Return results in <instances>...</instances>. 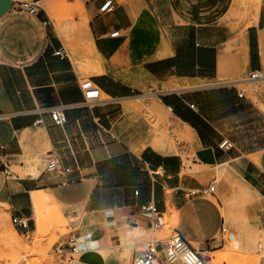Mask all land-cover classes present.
Here are the masks:
<instances>
[{"label":"crops","instance_id":"crops-1","mask_svg":"<svg viewBox=\"0 0 264 264\" xmlns=\"http://www.w3.org/2000/svg\"><path fill=\"white\" fill-rule=\"evenodd\" d=\"M20 1L0 0V204L27 220L17 229L34 226V200L42 197L70 218L68 227L80 236L81 264H131L153 220L139 207L152 202L161 220L178 213L174 230L201 255L214 251L221 227L245 246L231 224L233 201L240 193L264 200V111L231 78L239 73L241 34L244 65L264 70V0L253 16L237 0H116L112 13L89 21L96 50L118 70L143 69L169 84L197 83L158 93L170 115L172 144L161 147L160 134L134 107L139 87L96 71L89 78L102 101L87 105L84 70L50 27L40 5L48 0H33V15L20 10ZM116 30L120 36L110 37ZM59 49L63 59L55 54ZM57 106L66 116L61 126L49 114ZM172 126L184 128L190 140H178ZM223 139L231 147L220 148ZM43 153L57 158L58 169L35 176L9 172L19 157ZM216 168L223 179L215 193L189 196V189L211 182L207 175ZM256 215L250 237L264 235V211ZM157 259L165 264L162 249Z\"/></svg>","mask_w":264,"mask_h":264},{"label":"rangeland","instance_id":"rangeland-1","mask_svg":"<svg viewBox=\"0 0 264 264\" xmlns=\"http://www.w3.org/2000/svg\"><path fill=\"white\" fill-rule=\"evenodd\" d=\"M97 1L98 0H48L40 4L42 8L44 4L47 3L52 5L55 9L54 19L47 14L51 23L50 27L56 31L59 38L62 40L64 48L70 58L75 62L77 61L81 69L84 70V81L87 80L89 76L95 74L96 69L93 68L91 61L86 56V50L80 39L78 29L80 28L79 25L82 20L81 18H83V14H87L89 21L97 14L95 9V3ZM117 1L121 3L124 0ZM62 35H65L64 39ZM231 49L232 47L230 46L229 50ZM237 67V73H239L234 78H231V80H237L236 84L238 87L243 91H247L251 99L258 104L262 111H264V77L256 81H250L248 80L250 70L247 69L244 64H240ZM126 70L128 69H125L124 72ZM262 73L264 75V70ZM152 79L155 80L156 84L152 85L149 83L148 85H141L133 99V104L139 113L148 112L150 115H153L149 117V120L152 124V128H154L155 132L160 134L162 138L160 139L161 141H157V144L161 147L165 141L168 142L169 140L168 126L170 124L168 122V117L170 115L162 106L161 101L157 98L158 93H156L154 99L151 100L149 99L148 93L162 89H178L181 86L188 88L197 83L185 79L182 81L181 85H178L169 84L155 78ZM240 83L247 84L239 85ZM139 119V114L132 118L133 122H137ZM172 132L177 135L178 140H190L184 128H175V126L173 128L172 126ZM27 159L28 158L25 157H19L17 163H24ZM33 159L36 161L37 171L44 170L46 165L45 153ZM10 166H12V164ZM16 173L22 176L21 173ZM214 177L217 179V184L222 182L223 177L218 168L213 170V174L210 173L207 175V182L211 181ZM248 199L252 200V197L240 193L233 201V214L231 216L233 219H236L231 224L235 230L242 233L245 246L238 245L236 241H233V236L219 233L215 237L216 247L214 251L202 253L205 264H257L258 258L262 256L257 248L258 244H261L262 239L260 236L250 237L248 229L250 225L253 226V224H255V213L264 211V201H261L263 205H261L259 209L254 210L251 207V201ZM34 211V226L31 228L29 227L27 231L21 232L13 225V215H11L8 207L4 204H0V264H64L63 259L53 253V248L71 231L68 227L70 218L64 216L62 211L58 208L52 205H45L42 197L34 200ZM161 221L163 223L162 228L156 231L149 229L142 238L143 243L136 247V251L143 249L145 242L151 239L152 236L163 239L176 229L178 227V213L170 211L169 214L163 216ZM13 232H15V234ZM155 264L157 263L155 262Z\"/></svg>","mask_w":264,"mask_h":264},{"label":"built area","instance_id":"built-area-1","mask_svg":"<svg viewBox=\"0 0 264 264\" xmlns=\"http://www.w3.org/2000/svg\"><path fill=\"white\" fill-rule=\"evenodd\" d=\"M116 0H101L97 7V13L100 16L108 15L114 11ZM148 2L150 0H144ZM19 8L22 11L27 12L28 14H35L38 12V5L34 1H20ZM110 37H119V30L113 31L109 34ZM59 58L63 59L66 57L64 50H57L55 52ZM264 75L260 70H251L249 72L248 80L256 81L263 78ZM81 89L84 97V102L87 105H91L96 102L102 101L100 89L93 83L91 78L83 81L81 83ZM241 96L242 93H239ZM192 106V105H191ZM169 111H172L171 107L167 108ZM49 114L52 121L56 125H63L66 123V116L60 106L53 107L49 109ZM148 118L151 115L148 112L144 113ZM231 142L228 139H223L219 143L220 148H229L231 147ZM58 169V160L52 154L47 155L45 171H52ZM67 170V169H62ZM216 182L217 179L213 178L209 184L200 188L189 189L187 193L189 196H201L207 197L211 196L216 191ZM140 212L147 216L153 218L150 222L151 230L156 231L161 228L163 225L161 219L158 217L160 215L157 206L152 203H144L139 207ZM12 223L16 228H26L27 220L12 216ZM221 234H229V230L226 227H221ZM258 249L261 248V244H258ZM163 250L164 262L165 264H175L180 262L181 264H205V261L202 255L193 248L188 241L177 231L173 230L165 238H157L152 236L151 239L145 242V246L140 251H136L132 257L131 264H160L158 261V254L160 250ZM53 253L61 257L64 261V264H81L80 262V236L75 231H70L66 234L62 240L55 245L53 248Z\"/></svg>","mask_w":264,"mask_h":264},{"label":"bare ground","instance_id":"bare-ground-1","mask_svg":"<svg viewBox=\"0 0 264 264\" xmlns=\"http://www.w3.org/2000/svg\"><path fill=\"white\" fill-rule=\"evenodd\" d=\"M237 1L242 3L243 6H245L246 11L250 15L253 16L255 14L258 0H237ZM43 9L47 12L48 15H50V17L52 19H54V17H55V9L53 8L52 5L46 3V4H44ZM82 17L83 18H81L82 20H81L80 25H79L80 28L78 29L79 30V34H80V39L82 40V42L84 44V47H85V50H86L85 51L86 56L91 61L92 66L96 69L97 72H99V73H103V72L111 73L116 78L127 80L134 87H140L141 85H148L149 83L152 84V85L156 84L155 80L152 79L153 77L149 73H147L145 70H143V69H137V70H129L128 69V70H126L124 72V70H121V69L118 70L114 66L110 65L102 57V55L100 53H98V51L95 48L93 36L91 34L90 27H89V19H88L87 14L86 13L83 14ZM142 22H144V20ZM245 28H246V24L244 26H242L241 32H244ZM65 35H62L63 39L65 38ZM240 46H241V48H240V59H239V61L241 62V64H244V63H246V52H245L244 39H243V35L242 34H241V37H240ZM192 82H194V81H192ZM171 90H173V89H166V90L162 89V90H159V91L150 92V93H148V96H149V99L151 100V99H154V95H156V93L164 92V91L167 92V91H171ZM135 99H137V98H135ZM152 101H154V100H152ZM129 113H131V112H129ZM127 121H129V120H127ZM23 157H25V156H23ZM36 165H37L36 161L32 157H30V159H27L22 165H12V166H10V168L8 167L9 168L8 170L11 171L12 173H15V172L21 173L22 176H29V175L35 176L38 173ZM253 195L249 194V196L252 197V201H254L253 203L255 204L256 209H259V207L261 205H263V202H260L259 201L260 199L257 201ZM255 218H256V220L258 219L256 213H255ZM139 232L138 233L135 232L136 235H139ZM146 232H147V230H146ZM13 233L15 234V232H13ZM248 234L252 235V233H248ZM141 237H143V236H141ZM141 237L139 236V239ZM137 239H138V237H137ZM261 239H262V242H261V248L259 249V252L261 253L262 256H264V235L261 236ZM120 249H122V248H120Z\"/></svg>","mask_w":264,"mask_h":264}]
</instances>
